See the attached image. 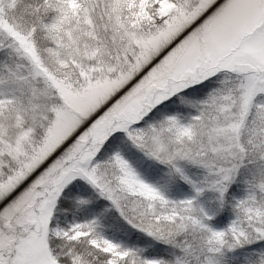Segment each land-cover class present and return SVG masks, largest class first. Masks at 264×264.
Listing matches in <instances>:
<instances>
[{"label": "snow or ice", "instance_id": "1", "mask_svg": "<svg viewBox=\"0 0 264 264\" xmlns=\"http://www.w3.org/2000/svg\"><path fill=\"white\" fill-rule=\"evenodd\" d=\"M0 264H264V0H0Z\"/></svg>", "mask_w": 264, "mask_h": 264}]
</instances>
